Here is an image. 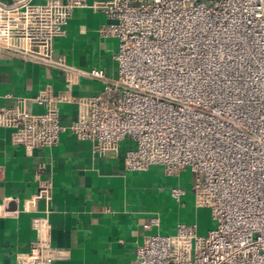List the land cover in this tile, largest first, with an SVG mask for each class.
Segmentation results:
<instances>
[{
    "label": "built area",
    "instance_id": "built-area-1",
    "mask_svg": "<svg viewBox=\"0 0 264 264\" xmlns=\"http://www.w3.org/2000/svg\"><path fill=\"white\" fill-rule=\"evenodd\" d=\"M78 8L100 9L101 37L117 39V73L75 70L53 54V40ZM0 52L102 82L79 99L67 127L58 104L71 99L40 90L0 110V126L27 150L52 147L66 128L93 141L98 152H117L129 138V171L159 165L167 175L189 169L196 207L208 208L215 226L197 234L177 223L171 234L149 233L128 264H264V0H46L0 5ZM50 185L41 193L49 197ZM180 201L182 187H172ZM151 217L146 227L158 226ZM15 264H52L66 249L49 243L45 217Z\"/></svg>",
    "mask_w": 264,
    "mask_h": 264
},
{
    "label": "crops",
    "instance_id": "crops-1",
    "mask_svg": "<svg viewBox=\"0 0 264 264\" xmlns=\"http://www.w3.org/2000/svg\"><path fill=\"white\" fill-rule=\"evenodd\" d=\"M45 1L0 0V5ZM105 22L100 9H75L65 33L53 40L54 56L62 55L77 71L102 68L115 78L117 39L98 34ZM44 88L71 99L58 104L60 123L67 127L81 111L79 99L98 94L102 82L0 52V110L24 97L29 111H41L32 98ZM11 132L0 126V264H15L17 255L28 251L36 234L33 217L47 218L50 245L68 251L52 264H128L145 235L167 227L178 202L170 189L181 187L185 170L175 176L159 165L127 170L129 138L117 152L102 153L93 141L66 128L52 147L27 150L12 142ZM43 184L50 185L49 197L41 193ZM155 216L158 226L146 227ZM175 222L197 225L193 220Z\"/></svg>",
    "mask_w": 264,
    "mask_h": 264
},
{
    "label": "rangeland",
    "instance_id": "rangeland-1",
    "mask_svg": "<svg viewBox=\"0 0 264 264\" xmlns=\"http://www.w3.org/2000/svg\"><path fill=\"white\" fill-rule=\"evenodd\" d=\"M189 169L185 170L181 187L185 190V194L179 202H176L173 211L168 215V225L162 229H154L151 233L169 234L175 231L176 222H189L191 220L197 223V234L204 235L206 231L215 226V221L211 216V212L205 207H196L194 204V194L191 183L194 178ZM174 222V223H173Z\"/></svg>",
    "mask_w": 264,
    "mask_h": 264
}]
</instances>
